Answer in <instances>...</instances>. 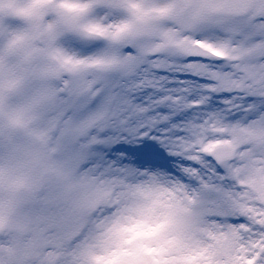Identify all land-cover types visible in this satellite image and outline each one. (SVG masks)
Segmentation results:
<instances>
[{"label": "rangeland", "instance_id": "1", "mask_svg": "<svg viewBox=\"0 0 264 264\" xmlns=\"http://www.w3.org/2000/svg\"><path fill=\"white\" fill-rule=\"evenodd\" d=\"M34 1L42 0H0V19L3 20V30L0 32V35H2V39L0 40V65L11 64L9 75H0V138L5 132H8L12 135L8 142V146L13 149L17 148L16 150H18L20 149V145L23 146L24 144L26 146L23 148L22 154L28 156V158L26 157V159L23 160L21 166H16L12 175H10L12 169H10L9 164L5 166L6 161H10L11 166H13L16 164L14 163L16 159L21 158L22 154L18 151L17 156L10 159H8L6 154L3 156L4 162H2V165L5 166V168L3 172H0V264H7L8 258L17 264H59L60 250L62 248L78 247L80 243L84 245V250L90 252V255H84L82 260L84 261L83 258L90 260L92 257L91 261L95 263L99 254L111 251L117 246L112 233L113 231H110V227L105 230L104 236L100 239H98L99 235H94L91 229V226L98 216L106 213L104 204L107 200L105 194L108 188L111 186L119 188L120 190L117 195L118 201L121 202L123 200L121 203L127 201L125 204H129L134 208L135 203L133 201L135 199H130L131 202H129L127 198L128 196L136 195L132 194L133 192L138 194L139 191L142 190V185L138 181H135L134 188L130 191L123 189L119 184L115 183L114 179H117V176L108 175L110 178L108 181L97 182L98 189L102 191V196L100 194L101 199L92 200L95 206L97 204V207L100 208L99 211H97V207L92 205H90V209H86L87 206H84V214L80 212L76 215L78 212L77 210L74 212V205L70 203L72 199L66 197L62 209L58 215H56L57 217H52L50 220L44 219L37 206V201H34L33 198L25 201L24 197L28 185V180L25 176L27 173L31 174L30 171L26 170V167L32 168V170L38 167L39 170L42 171L40 175L45 176V168L42 165V155L44 152L46 153L50 148L54 147L55 142L60 138L57 137L55 133V130L59 128L57 119H65L64 112L66 110L70 112L73 101L77 98L79 93H84L83 95L86 99L92 89L95 88L94 79L100 74L95 76L90 70L89 65L96 63L104 64L109 61L107 64H109L114 71V66L118 63V65L125 69L124 78H126L133 76L140 65L148 61L149 57H158V60L154 62L155 66H170V61L182 58L178 56L180 53L170 46V39L173 36L197 37L201 34L202 38H206L207 40L218 43L223 42L224 45H226L223 48L241 54L242 58L239 61L229 59L223 62V74L219 76L214 75L215 77L212 78L218 82V90L235 92L252 98L253 102L248 104L249 108L250 106L252 107V121L249 125V129L259 131L260 136L264 139V112H260V109H264V103H261L257 99L258 95L264 97V85L255 84L256 81L261 79V76L264 77V22L257 21V14H262V16H264V5L260 6L258 11H253V15L251 14L241 19L204 18L200 16L197 11L183 12L180 7L176 9L174 0H130V6L134 7V9L132 8V10H129L130 12L127 11L125 13L118 11L117 13L102 14L105 17V21H99V19L90 20L93 16V12H91V14L88 13L89 20L86 21L87 24H89L88 21H96L99 26H107L109 23L118 26L114 27V29L123 36L122 40H125L124 45L127 44L136 49V55L134 57L121 56L119 54V50L112 44L115 40L114 35H112L109 40L105 39L98 42H88L80 35L79 30H68L69 41L61 38L56 29V22L54 19H50L49 26L52 28L55 41L53 45H50V50L46 53L49 52L51 57L52 50L59 49L62 52V59L59 62L62 67L60 72L63 74L59 77L58 81L52 78V67L54 68V72H56V67L54 58L51 57V62L47 71V78L49 77V79L44 78L42 81L41 76L43 72L45 76L47 66L44 61L42 64L37 63V60H35L36 58H34L36 53H33V56L31 55L33 58V69L29 70L25 76H20V72L18 76H14L17 67L14 63V58L9 61L10 57L8 52H4L3 50L9 41L12 44L20 39L15 36V31L18 28L22 29L23 26L18 25L12 28L11 26L15 25L16 22H13L11 18L15 20L18 19L15 15L5 14L1 9V5L4 2H10L15 5V9H18L19 12L25 13L29 12V10L35 6ZM76 2H80V0H76ZM36 8L40 9V4L37 5ZM41 11V9L39 11L34 10V12ZM255 20L257 24L254 22ZM38 25L39 24L36 26ZM191 26L195 29H191ZM10 28H12L11 34H9ZM120 28L124 29V32H121ZM25 31H28V28ZM66 31L67 29H62L64 34L68 33ZM75 44H78V46L86 44L88 48H92L94 45H99V47L95 48L94 51L84 54L80 53L79 49L75 47ZM95 51H97V54ZM89 53H95L98 57L91 58L88 56L90 55ZM17 56L19 57V55ZM227 68L232 69V71L227 72ZM1 69L3 70L4 68L1 66ZM233 69H235L236 72H234ZM240 70L246 71L247 76L244 77L245 81L240 80ZM41 81L43 84H47V89L44 87L42 89ZM105 85L107 86L106 83ZM64 87L68 88L66 98L61 97V91ZM107 88L110 92L108 94L107 91L105 96L108 94L109 97L113 92L109 84ZM3 94L5 95L3 96ZM50 95L52 97H50ZM59 99L61 101H59ZM53 100L57 103L61 102L59 109L56 108L53 111L57 112L56 116H54L50 110L51 107L55 108ZM120 100H122V98ZM50 105L52 106L49 108V112L44 114L46 107ZM86 107L87 105L85 104L82 109L85 112L88 111ZM240 110L241 108L239 105H236L233 109L234 115L235 112H239ZM61 114H63V116ZM105 117H108V115ZM246 118L250 117L248 116ZM66 119H71V117H67ZM229 120L232 119H227L226 124H215L218 126L216 130H218V132L222 130L224 132L227 131L225 127H230L231 122L228 123ZM208 128L209 127H207V129ZM230 128L233 131V127ZM210 129H212L211 134L206 135H204V130H201L204 136L201 135L197 138L205 139V144L204 142H201V144L209 146L212 142L221 137L229 136L228 131L227 134L220 135L213 133L214 130L212 126ZM66 131H68V127ZM244 132L246 133L245 130ZM230 133L243 149L247 148L250 138L241 134V130H237L236 135H234V132ZM208 136H211L212 139L208 140ZM41 142H45L44 146H41ZM55 148L57 149L58 147L55 145ZM27 149L30 150L26 153ZM245 154L248 155L249 152L247 153L246 151ZM244 158L246 161L244 162L245 164L241 166L242 174L239 177L240 180L243 181V185L234 183V188L238 189V191L245 188L247 182L250 180L264 183V165H261L264 159V152H262L260 158L254 155ZM244 158H242V161H244ZM78 171L79 169L75 170V173H78ZM130 171H132V169ZM68 175L69 171L65 177L66 181H68ZM45 177L50 180L51 188L55 192L59 181L56 178L52 180L51 173H49V176L46 175ZM69 177H71V175ZM31 182L33 183V180ZM41 183V180L36 179L34 185L35 187H42L43 185ZM188 189L191 188L188 187ZM91 192H93L94 195L95 191L93 190ZM173 192V194H179L178 190ZM49 194L53 196L52 193ZM185 194L188 201H191L189 190H186ZM37 195L42 198L41 195ZM37 195L35 196L36 198H38ZM248 195L252 197L250 204L240 203L241 209L244 212L247 211L246 208L250 206L257 207L261 205L264 196V185L258 192L252 189L249 190ZM56 196L59 195L56 194ZM180 200L182 201V205H184V202H186L184 201V196L180 198ZM118 201H116L117 206L119 203ZM83 205H87V201H85ZM191 206H193V204H191ZM176 209L177 206L172 207L169 213H173ZM82 215L84 216V220H80ZM128 215L135 216L132 212H129ZM175 216L170 218L172 221V227L169 233L171 240L169 243L168 241L165 243L169 252V261L172 257L180 256L179 258L184 262L181 264H186L185 262L188 264H225L224 259L219 256L221 252L227 253V250L222 247L217 249L220 242L224 239L223 236H226L225 233L213 230L209 226L205 216H203V219H205L204 222L201 216H188L187 214L182 216V219L174 221ZM140 217L148 218L144 215H140ZM75 219L78 220L79 224L68 228L67 221L72 222ZM167 220L168 218L166 216L163 226L168 222ZM201 222L207 225L200 226L199 224ZM30 225H34L37 229H42L39 231V235L47 237L48 241L42 242V245L35 244L30 232L27 233ZM196 225L199 226L192 231ZM80 229L81 237L72 245L71 241L77 238ZM75 235L77 236L71 238ZM190 237L199 239L201 242H205V237L207 242L211 243L210 245L214 247L215 251L211 249L212 253H208V261L205 260L202 253H200V255L198 254L197 249L191 244L193 241L190 240ZM163 239L164 241L167 239L165 234H163ZM235 239L237 238L229 237V241ZM21 245H25V247H21ZM202 246L205 249L207 245L202 244ZM18 252H20L22 257L17 254ZM142 261L144 264H149L147 260L142 259ZM140 262L141 261L137 260L136 264H141Z\"/></svg>", "mask_w": 264, "mask_h": 264}, {"label": "snow or ice", "instance_id": "2", "mask_svg": "<svg viewBox=\"0 0 264 264\" xmlns=\"http://www.w3.org/2000/svg\"><path fill=\"white\" fill-rule=\"evenodd\" d=\"M85 28L81 23L80 33L88 37ZM98 47L86 48L85 54ZM119 54L134 57L136 52L129 46ZM157 60V56L149 57L133 76L111 81V89L131 102L126 113L128 131L105 133L114 142L99 151L106 163L122 168L163 173L193 188L210 185L215 199L207 204L209 226L237 238L243 253L240 264H264V204L241 213L225 195L227 187H235L227 168L200 152L203 145L191 147L203 135L202 128L207 129L216 119H230L236 105L243 110L252 98L218 90V82L212 77L223 70L221 60L190 55L170 61V66H155ZM136 108L144 109L143 114L135 115Z\"/></svg>", "mask_w": 264, "mask_h": 264}, {"label": "clouds", "instance_id": "3", "mask_svg": "<svg viewBox=\"0 0 264 264\" xmlns=\"http://www.w3.org/2000/svg\"><path fill=\"white\" fill-rule=\"evenodd\" d=\"M116 247L99 254L97 264H167L169 252L164 242L163 221L156 218L126 216L113 225Z\"/></svg>", "mask_w": 264, "mask_h": 264}, {"label": "bare ground", "instance_id": "4", "mask_svg": "<svg viewBox=\"0 0 264 264\" xmlns=\"http://www.w3.org/2000/svg\"><path fill=\"white\" fill-rule=\"evenodd\" d=\"M179 56V55H178ZM180 57V56H179ZM223 74L222 71L214 73V75H221ZM241 119H244L243 117ZM218 123V120L215 122ZM46 140V139H45ZM46 142V141H45ZM44 142V143H45ZM103 161L105 162V158L103 156ZM106 163V162H105ZM108 166H111L113 168L119 169L120 167L112 162H107ZM121 173L128 174L124 175L123 177L119 178V182L127 185L130 189L134 188L135 180H137L142 185V192L144 199L146 201L147 205V211L154 210L157 212L158 216L162 213L163 209L166 208L168 201L166 200V196L168 194V190L166 188V180L165 177L162 176L160 173L156 175V172H149V171H139L135 169L131 172H128L127 167L122 168L120 170ZM93 173H88V176H93ZM136 209L143 210V202L139 199L134 200ZM129 209H133L130 205L125 207V210L123 214H121V217L124 218L127 216ZM118 221V217L110 218L109 215L107 216H101L100 219H97L94 221L93 225L91 226V229L93 231L94 235H99L98 239L104 236L105 230L110 227V229L113 227L115 222ZM102 234V235H101ZM192 245L197 249L198 254L202 253L205 257V260H209V256L206 252V249L202 246L203 242H201L199 239L192 238L191 239ZM206 244V243H205ZM61 262L60 264H80L79 261L82 260V257L84 255H89V252L87 250H84V245L82 244L80 247H76L73 249H64L61 252ZM86 262H82L81 264H85ZM90 264V262H89ZM169 264H179L178 260H174L173 263Z\"/></svg>", "mask_w": 264, "mask_h": 264}, {"label": "water", "instance_id": "5", "mask_svg": "<svg viewBox=\"0 0 264 264\" xmlns=\"http://www.w3.org/2000/svg\"><path fill=\"white\" fill-rule=\"evenodd\" d=\"M201 1L205 4L206 9L211 10V9H209L210 0H201Z\"/></svg>", "mask_w": 264, "mask_h": 264}]
</instances>
